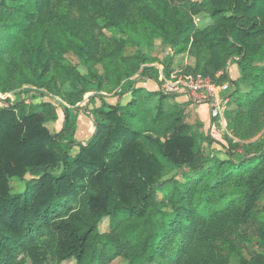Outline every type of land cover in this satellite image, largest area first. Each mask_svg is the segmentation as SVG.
I'll return each instance as SVG.
<instances>
[{
    "label": "trees",
    "instance_id": "16d2710c",
    "mask_svg": "<svg viewBox=\"0 0 264 264\" xmlns=\"http://www.w3.org/2000/svg\"><path fill=\"white\" fill-rule=\"evenodd\" d=\"M202 13L211 24H197ZM156 39L190 51L189 72L229 84L226 144L197 132L190 99L137 86L154 77L155 62L170 76L173 56L154 55ZM70 51L89 63L82 80ZM17 79L73 105L90 90L129 95L97 110L87 142L67 137L73 116L56 98L27 113L0 100V264H45L50 251L58 264H264V0H1L0 91ZM38 92L21 90L18 101ZM55 106L66 124L52 133ZM211 111L214 125L221 116ZM201 138L227 157L206 155ZM170 168L177 172L165 178ZM12 178L25 188L13 192Z\"/></svg>",
    "mask_w": 264,
    "mask_h": 264
},
{
    "label": "rangeland",
    "instance_id": "374dc122",
    "mask_svg": "<svg viewBox=\"0 0 264 264\" xmlns=\"http://www.w3.org/2000/svg\"><path fill=\"white\" fill-rule=\"evenodd\" d=\"M1 1V0H0ZM7 1V4L9 7H12L15 5V3L18 0H5ZM196 22L199 26L204 27L209 24H211L212 19L205 13H202L198 16H196ZM106 34L110 35L111 32L108 30H105ZM155 50L153 51L154 55H157L160 59L164 58L165 56L172 55L173 56V67L170 73V76L168 77H174L175 79H183L187 75L194 74L193 72H189L190 68H194L196 64V60L194 55L190 51H185L184 53L178 54L175 50V48L172 47H165L162 48V44L160 43V40L156 39L155 41ZM135 50V47H128L126 49L127 54H132ZM65 58L67 61L74 67V70L77 71V78L82 80L84 77H86L89 73V63L85 62L83 60H80L78 56L74 52H67L65 53ZM156 69L154 73L153 78H141L138 79L137 86H143L145 90H159L161 89V83H159V74L160 72H163V63L155 62L152 63ZM95 73H102V65L100 63L95 65L94 68ZM50 78V75L46 77V81L44 84L48 85V80ZM22 79H17L15 81V84L13 85V88L9 91H0V100H6L7 98L13 105H19L22 108H18L17 111L20 113L21 111L27 113L30 111L33 107H37L39 103H42L44 101L51 102L54 98L59 100L60 103L68 106L71 109L72 118H71V125L67 129V137H71L73 140L77 142H87L92 135L94 134L95 126H94V120L93 117H96L97 115L100 116V114H97V110H100L102 108H107L112 104H117L119 102L125 103L126 99L128 98V93H125L126 90L121 92L122 88L115 89L111 92L106 91H98V90H90L83 94V99L79 101L76 104H70L66 100H63L62 97L55 95L49 86H36L32 84H28L26 82H21ZM219 84L218 90L221 93L224 91L223 87L226 84ZM32 88L33 90L39 91L36 95H27L22 94V96H19V98H23L24 100L19 102L18 101V94L21 92V90H28ZM50 90V91H49ZM177 97L182 95H177ZM193 100V101H192ZM191 100L192 103L188 106L187 114L188 119L192 122L194 125V128L197 130L198 133H205L210 132L212 133L216 138L219 140H222L223 144H226L225 139L223 136H226V127L227 122L223 118V112L220 114L219 122L212 125L210 124V120L212 117V104L210 103L211 100H200L199 97ZM200 101V102H199ZM205 103H208V105H205ZM210 103V104H209ZM194 105H202L200 109H197V106ZM227 104L223 103L222 106H226ZM210 106V107H209ZM0 107L3 106V103L0 102ZM17 107V106H16ZM19 107V106H18ZM56 107V106H55ZM224 110V109H223ZM212 112V113H211ZM203 123V125H202ZM66 124V118L64 112L60 109V107L55 108V118L52 117V119H49L46 122V126L49 128V130L52 133L58 132L61 130L62 127H65ZM200 124V125H199ZM228 135L231 137H235L234 134L231 131H228ZM211 138V137H210ZM238 140V139H235ZM198 144L200 145L201 149L206 155L211 156H218L219 158H226V150L225 146L218 143L217 141H214L213 139H207V138H201L198 141ZM78 151V147H74L72 149V153H76ZM177 172L176 169L170 168L165 174V178L171 177L173 174ZM11 187L13 192L21 191L25 188V181L20 180L19 178H12L11 179ZM260 209L264 211V200L260 204ZM108 218H105V220L101 223V228L103 231L106 230L108 226ZM254 252H260L261 248H259V245L253 246ZM264 252V251H262ZM248 254V253H247ZM30 264L31 261H28ZM45 264H58L57 259L54 256V254L50 251V253L45 258ZM62 264H77L75 259H70L68 261L63 262ZM109 264H129L128 261L124 258H117L114 261L110 262ZM232 264H239V261L236 258L232 259Z\"/></svg>",
    "mask_w": 264,
    "mask_h": 264
},
{
    "label": "built area",
    "instance_id": "2783aa9c",
    "mask_svg": "<svg viewBox=\"0 0 264 264\" xmlns=\"http://www.w3.org/2000/svg\"><path fill=\"white\" fill-rule=\"evenodd\" d=\"M161 89L166 93L186 95L190 99L199 97L200 100H211L212 107L223 112L224 106L222 96L220 95L218 86L212 82L211 78L196 73L187 75L183 79H175L174 77H166L164 72H160ZM227 85L223 87L225 89Z\"/></svg>",
    "mask_w": 264,
    "mask_h": 264
},
{
    "label": "crops",
    "instance_id": "0c3cea01",
    "mask_svg": "<svg viewBox=\"0 0 264 264\" xmlns=\"http://www.w3.org/2000/svg\"><path fill=\"white\" fill-rule=\"evenodd\" d=\"M229 71H230V76L231 78L233 79H236L240 76V72H239V68L236 64H233V65H230V68H229ZM178 102H187L189 101V97L186 96V95H182V96H178L175 98ZM192 100V99H190ZM193 101V100H192ZM207 101V100H206ZM200 102V101H199ZM208 102V101H207ZM192 103V102H191ZM210 104V103H209ZM205 105H208V103H205ZM195 107L197 106V109H200L202 105H194ZM210 107V106H209Z\"/></svg>",
    "mask_w": 264,
    "mask_h": 264
},
{
    "label": "water",
    "instance_id": "95a60500",
    "mask_svg": "<svg viewBox=\"0 0 264 264\" xmlns=\"http://www.w3.org/2000/svg\"><path fill=\"white\" fill-rule=\"evenodd\" d=\"M229 90H230V86L227 85V86L225 87L224 91H222V92L220 93V95H221V96H224V94L227 93V92H229Z\"/></svg>",
    "mask_w": 264,
    "mask_h": 264
}]
</instances>
